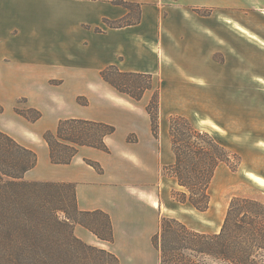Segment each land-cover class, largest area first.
Listing matches in <instances>:
<instances>
[{"label":"crops","instance_id":"0c3cea01","mask_svg":"<svg viewBox=\"0 0 264 264\" xmlns=\"http://www.w3.org/2000/svg\"><path fill=\"white\" fill-rule=\"evenodd\" d=\"M112 1L0 0V131L36 154L35 167L24 174L26 181L73 184L78 210L108 216L112 242L97 239L80 225L73 228L77 239L113 254L118 264H158L151 239L160 218H174L196 231L180 211L203 212L171 198L172 190L182 188L161 171L173 162L168 126L160 117L154 138L146 94L135 102L106 84L99 72L114 65L152 80L173 66L185 72L195 71V66L202 72L219 50L220 29L264 52L262 44L230 30L215 13L220 6L244 10L246 20L235 18L236 23L264 42V33L251 20L264 19V0H121L140 7L139 19L108 28L104 20L130 15ZM194 9L212 12L199 16ZM77 98L88 104L79 105ZM20 99L42 117L30 123L17 115ZM64 119L114 126V133L104 138L108 152L80 147L69 164H52L42 134L54 132ZM252 175L264 188L259 182L264 174Z\"/></svg>","mask_w":264,"mask_h":264},{"label":"trees","instance_id":"16d2710c","mask_svg":"<svg viewBox=\"0 0 264 264\" xmlns=\"http://www.w3.org/2000/svg\"><path fill=\"white\" fill-rule=\"evenodd\" d=\"M112 4L130 13L136 7L139 19V6L121 0H113ZM129 18L130 15L116 21L104 20V24L108 28H122L131 25ZM99 75L106 84L135 102L152 89L150 75L122 72L114 65L105 67ZM76 101L79 105L88 104L86 99ZM23 102L25 99H20L18 104ZM145 110L152 135L158 138L157 92ZM14 112L30 123L42 117L39 110L31 107L22 112L15 108ZM114 131V126L103 122L64 119L59 120L54 132L44 131L42 139L52 164H69L80 147L108 152L104 138ZM168 135L173 162L161 171L182 188L172 190L171 198L205 212L210 202L208 189L216 172L221 167L235 172L241 158L216 136L196 128L181 115L168 118ZM36 162L34 152L0 131V264H118L113 254L89 246L73 235L74 226L80 225L97 239L112 242L108 216L100 211L78 210L73 184L26 181L24 174ZM86 163L101 172L95 163ZM92 217L104 218L105 223L90 220ZM151 243L158 254V264H264V203L231 198L220 231L213 234L196 232L174 218L161 217ZM101 255L109 258V263Z\"/></svg>","mask_w":264,"mask_h":264},{"label":"rangeland","instance_id":"374dc122","mask_svg":"<svg viewBox=\"0 0 264 264\" xmlns=\"http://www.w3.org/2000/svg\"><path fill=\"white\" fill-rule=\"evenodd\" d=\"M233 8L220 6L215 13L227 28L241 34L233 25L237 24L236 19L246 20V13ZM211 12L212 10L202 9L200 14L195 13L207 16ZM137 17L138 10L134 7L128 21L132 23ZM251 20H254L255 28L264 33V19L253 17ZM245 37L253 41L249 36ZM218 49L211 57L212 65L204 64V72L198 71L195 66H192V69H196L192 72L173 66L171 71L152 80V89L144 93L147 103L153 93H158L159 118L167 126L170 116H184L196 128L216 136L224 146L241 158L240 166L235 172L226 167H221L216 172L208 189L210 202L205 212L198 214L186 208L180 211V215L194 225L196 231L209 234L220 231L231 198L244 197L264 203V188L254 181L252 175L254 172L264 174V85L261 84L264 81V52L228 29H220ZM111 77L114 76L111 74ZM15 108L22 112L27 105L23 102ZM44 115V124H47L50 119L45 107ZM129 139L132 141V136ZM93 219L105 223L104 218L92 217L90 220ZM101 256L109 263V258Z\"/></svg>","mask_w":264,"mask_h":264},{"label":"bare ground","instance_id":"6f19581e","mask_svg":"<svg viewBox=\"0 0 264 264\" xmlns=\"http://www.w3.org/2000/svg\"><path fill=\"white\" fill-rule=\"evenodd\" d=\"M234 29H236L238 32H240L241 34L245 35V36H249V38L253 39L254 41L256 42H261V40L256 37V36H253V35H250V33L245 29L243 28L242 26H239L237 24L233 25ZM262 44L264 45V43L262 42ZM262 85H264V81L261 82ZM259 182L264 185V180L263 179H260Z\"/></svg>","mask_w":264,"mask_h":264}]
</instances>
